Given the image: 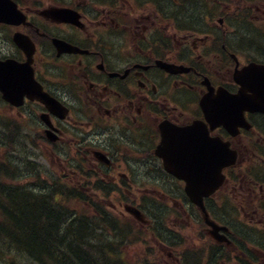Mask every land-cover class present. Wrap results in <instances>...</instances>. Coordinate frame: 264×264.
Listing matches in <instances>:
<instances>
[{
	"label": "flooded vegetation",
	"instance_id": "obj_1",
	"mask_svg": "<svg viewBox=\"0 0 264 264\" xmlns=\"http://www.w3.org/2000/svg\"><path fill=\"white\" fill-rule=\"evenodd\" d=\"M247 1L54 0L45 5V0H19L26 21L0 23V43L9 47L0 60L27 62L13 35L28 36L34 79L67 114L60 120L25 93L15 106L0 93V122L8 130L19 126L46 149L55 142L47 139L45 123L66 143L79 139L80 131L96 141L95 148H84L102 158V174L114 186L135 191L151 190L138 187L144 180L160 183L170 175L156 154L162 129L202 122L205 136L218 138L225 158L235 160L222 169L220 190L204 199L219 239L201 250L202 264H264V113L245 111V120L231 126L214 123L209 111L219 89L234 94L254 87L258 74L245 73L240 85L235 70L264 63L261 29L260 55L251 59V43L243 41L248 30L236 24L249 5L261 20V0ZM55 8H65L67 16L51 17L48 11ZM181 65L190 69L186 76L173 71ZM37 125L43 133L32 131ZM179 208L185 212L181 203ZM224 210L234 217H222ZM196 225L199 234L213 229L200 217Z\"/></svg>",
	"mask_w": 264,
	"mask_h": 264
},
{
	"label": "trees",
	"instance_id": "obj_2",
	"mask_svg": "<svg viewBox=\"0 0 264 264\" xmlns=\"http://www.w3.org/2000/svg\"><path fill=\"white\" fill-rule=\"evenodd\" d=\"M58 180L55 189H50L48 193L39 191L38 194L34 190L29 192L0 185V189L7 195L0 197V217H5L7 224L11 222L6 216L13 215L27 205L26 197L34 200L31 205L33 217L16 223L18 232L15 230L7 233L1 237L0 244L9 240L19 244V251L16 252L28 264H132L128 258L130 242L126 239L118 240L120 237L117 234V238L112 237L106 228L111 227V224L105 220L101 226L92 228L91 217L71 213L70 196L76 197L77 193L69 192ZM85 212L89 213V210ZM86 224L90 227L86 228ZM93 230L98 232L93 233ZM29 239L30 242L26 241ZM40 245L42 251L38 248ZM17 259L13 256V260L6 259L7 262L0 264H18Z\"/></svg>",
	"mask_w": 264,
	"mask_h": 264
},
{
	"label": "rangeland",
	"instance_id": "obj_3",
	"mask_svg": "<svg viewBox=\"0 0 264 264\" xmlns=\"http://www.w3.org/2000/svg\"><path fill=\"white\" fill-rule=\"evenodd\" d=\"M47 1L50 2L49 0H45L46 2L45 5L48 3ZM262 4H264V2ZM251 15L253 16L252 21L255 24V25L252 24V28L254 31H251L248 25L245 26L246 29L248 30L249 35L247 38L249 40H250V36L252 35L251 46L249 47L248 53L254 52L257 55V56L255 55V57H259L260 49H259L258 41L255 40L256 39L255 37H256V34H260L259 30L261 28V59H263L264 58V47H262V45H264L263 44L264 34H262L263 33L262 31H264V13L261 12V26H259L260 24L258 22V14L256 13V11L255 13H251ZM255 41L257 44L254 43ZM6 48H9V47L4 43H0V52L7 50ZM54 81H57L56 78H54ZM187 82L190 84H193L192 80H187ZM176 88L177 86H173L171 87V90L176 89ZM193 93L198 94L196 90H193ZM10 105L11 104H9V108H8V110L10 109V115L16 117L17 113L15 111L17 109L10 107ZM0 108L1 109L3 108L2 102L0 104ZM32 109L34 110L33 107ZM9 121L12 122L13 124L12 120H9ZM13 126L14 127L10 129L13 132H17L19 135H23V136L27 135V138L24 140H27L28 144L23 145L20 149L19 146L17 148L18 144L13 143V146L17 150H14L12 148L9 141L7 145L2 144V146H0V165L6 162L11 165H14L8 170H0V176L4 175V178H7V181H10L13 183H20V184L28 185L26 186L28 189L30 186L35 187L34 190L38 192L39 191L44 192L46 190L52 189V188H49L43 185L46 182L51 183L53 180L56 179L55 177H53L55 176L56 173L52 171L54 170L56 163L52 161L50 149L49 148L46 149L43 143L34 144L35 136H33L32 134H26L28 132H26L24 129L20 128L19 126H16L14 124ZM4 127H5L4 125L2 126L0 125L1 137L4 135V130H5ZM32 131H36V132L39 131L43 133V126L40 127L37 125L34 129H32ZM0 140L2 139L0 138ZM30 140H31V143H30ZM73 151H75V148ZM7 152L9 154L7 155V158H6ZM65 156H72V155L69 154V152H66ZM35 163L39 165H36ZM40 170H42V172L40 173H41V177L45 180L44 183L42 185H32L31 177L35 176L36 171H40ZM159 180L161 183L164 184L159 187L160 189L164 188L168 191H171L168 193H170V195H172L173 198L178 197L177 194L181 191V186L177 182L171 180L168 177L159 178ZM144 194L147 195L145 198V200L147 199V201L144 202V205H142V207H144L147 210L149 209V210L156 211L155 212L156 215L159 212L157 221L158 223H161V226L159 227L162 233L161 239L162 238L168 239L167 243H173L176 248H189L190 246H192L193 242L187 232V225L185 223L187 218L183 214V212L178 208V205L172 204L170 200L162 198V195L156 196L155 193H144ZM109 201L111 202V199H109ZM112 202H115V199L112 200ZM109 208L112 209L111 207ZM115 212L118 214L122 213L121 214L122 217H127L126 219H128V214L124 211V209H121V213L117 212V209ZM220 215L222 217H229L230 219L234 217V215L233 214L231 215L228 210L221 211ZM183 223L185 224V226L180 229L179 224H183ZM166 224L169 228H172L174 230L175 228H177L178 230H180L181 232L179 233L181 235L168 232L166 229L167 228ZM139 231L141 230L137 229V232ZM145 241H146L145 244H148L151 246L152 255L150 257V261L154 263L155 261H160V262H163V264H173L171 261L168 260V258L166 257L164 253L163 248H168L166 246L167 243L165 244L163 243L162 245H160L150 234H147ZM145 244L138 241L136 243H132V246L138 249L139 255H140L142 252V247ZM169 252L170 250L168 251V253ZM5 253L6 252L0 253V263L7 262L5 261L6 259L13 260V256H16L18 258L17 259L18 264H28V261L25 259H22L20 255L18 254V252L16 251L11 250L7 254ZM133 256H137L136 249L134 250ZM196 264H200V260H196Z\"/></svg>",
	"mask_w": 264,
	"mask_h": 264
},
{
	"label": "bare ground",
	"instance_id": "obj_4",
	"mask_svg": "<svg viewBox=\"0 0 264 264\" xmlns=\"http://www.w3.org/2000/svg\"><path fill=\"white\" fill-rule=\"evenodd\" d=\"M0 121H1V119H0ZM0 137H1V135H0ZM26 138H27V135H24V136L23 135H19L17 132H13L12 130H7L6 129V130H4L3 137H1L2 140H0V146H2V144L3 145H7L8 141H9L11 146H12V148L14 150H17V149L13 146V143L14 144H18L17 148L19 146V148L21 149V147L23 145L28 144V141L24 140ZM12 166H14V165H11V164L6 162V163L0 165V170H8ZM4 192L5 191L0 189V197L1 196H3V197L7 196V195L4 194ZM26 202H27V205H25L24 207L22 206L23 208L22 207L20 208L22 210H18L16 212H14L13 215L6 216L8 218V220L11 222V224H7L6 223L5 217H0V232H1L0 239H1V237L7 235V233H9V232H12V231H15V230H16V232H18V230L15 228L16 223H18L19 221L25 222V220L33 217L32 213H31V205L34 204V200L31 197H26L25 198V203ZM155 212L156 211H154V210H149L148 209V213L151 214L154 217L155 220H158V216H159L158 213L159 212L157 213V215H156ZM86 226H87L86 228H89L91 226V224H90V226H89V224H86ZM99 226L100 225L95 224V227H99ZM95 230H93V233H97L98 232V231H95ZM56 236L58 237L59 233H57ZM122 236L131 237V238L137 237V235L133 234V233L123 234ZM24 237H26V236H24ZM23 241L24 240H22V242ZM26 241L30 242L31 240L29 239V240H26ZM18 245L19 244L14 243L12 240H9V241H6V242L0 244V249H1L2 252H10L11 250L19 251L18 249L20 247H18ZM38 248L40 249V251H42V249H43L41 247V245Z\"/></svg>",
	"mask_w": 264,
	"mask_h": 264
},
{
	"label": "water",
	"instance_id": "obj_5",
	"mask_svg": "<svg viewBox=\"0 0 264 264\" xmlns=\"http://www.w3.org/2000/svg\"><path fill=\"white\" fill-rule=\"evenodd\" d=\"M14 8H15V6L10 0H0V21L8 22V23H19V22H21L22 18ZM15 40L17 41V43L20 46H22V44L20 43V40L18 38H15ZM25 50L27 52V48ZM32 51H33V44L30 42L29 50L27 52L29 58L31 57ZM7 79L11 82L16 83L17 86H22L23 84H27L28 87L33 88L32 84H29L30 81L27 80L22 75H19L16 78H11V77L7 76ZM0 89L2 90V94H3L4 98L8 99L9 97L10 98L13 97V95L7 90L5 78H4V75H2V74H0ZM31 94L33 95L34 98L42 101L47 106L54 108V110H53L54 112H58L55 109V105H52L49 98L46 95H44L40 90H35ZM190 195H192V194H190Z\"/></svg>",
	"mask_w": 264,
	"mask_h": 264
}]
</instances>
